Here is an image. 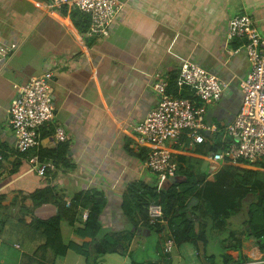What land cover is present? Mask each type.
<instances>
[{"label":"crops","instance_id":"1","mask_svg":"<svg viewBox=\"0 0 264 264\" xmlns=\"http://www.w3.org/2000/svg\"><path fill=\"white\" fill-rule=\"evenodd\" d=\"M51 1L0 0V46H15L0 67V264H223L228 257L230 264H264V236L250 234L249 227L264 188V167L215 164L186 134L167 142L178 168L162 186L197 184L198 195L189 196L185 210L192 220L200 219L193 242L176 243L165 218L159 226L144 221L134 226L122 210L130 184H160L145 166L150 145L137 144L134 136V126L158 104V76L168 79L167 90L174 94L184 88L178 73L185 63L216 75L226 85L206 105L205 120L222 127L232 122L250 64L245 40H227L228 25L236 15H249L264 36V0H123L107 37L88 32L89 15L68 5L53 8ZM45 72L53 73L54 118L41 127L40 145L22 153L8 111L18 93L14 85ZM59 129L64 141L57 138ZM218 138L222 143L223 133ZM61 143L69 149L64 161L69 166L51 156L41 161L47 164L44 176L32 170L30 156ZM38 189L49 200L32 216L27 195ZM94 190L106 198L99 239L121 240L117 251L95 254L92 238L77 232L89 212L80 206L75 214L63 213L56 228L37 224L55 216L59 205L69 206L65 198L72 202L78 192ZM156 233L152 256L147 241ZM169 238L175 244L165 252Z\"/></svg>","mask_w":264,"mask_h":264},{"label":"built area","instance_id":"2","mask_svg":"<svg viewBox=\"0 0 264 264\" xmlns=\"http://www.w3.org/2000/svg\"><path fill=\"white\" fill-rule=\"evenodd\" d=\"M72 6L91 18L88 32L107 37L111 34L117 15L124 9L123 0H52L53 8ZM235 38L245 40L249 59V72L240 82L243 95L242 106L233 121L219 126L205 120V108L208 103L220 98L225 82L207 72L195 63H185L179 70L178 79L183 85L194 89L196 100L181 98L168 92L169 81L160 76L154 84L160 98L155 108L134 126L137 144L150 145L145 166L156 173L160 187L169 177L175 175L178 168L173 158V150L167 145L170 140L178 141L186 134L191 145L206 141L208 135L223 133L222 149L208 152L211 162L224 161L237 163H264V36L257 33L254 20L249 15H236L231 18L227 29V40ZM15 51V46H0V67ZM53 73L32 76L25 84H15L18 93L12 100L8 111L11 125L16 136V147L24 153L40 145L41 127L54 118V97L51 87ZM59 141L65 140L62 129L57 131ZM3 156L0 154V165ZM32 170L44 176L47 164L41 162L39 155L29 157ZM68 203L71 200L65 198ZM151 220L163 221L161 204L149 205ZM88 217L86 212L85 220ZM175 242L169 238L165 243V252L171 250ZM18 246V245H17Z\"/></svg>","mask_w":264,"mask_h":264},{"label":"trees","instance_id":"3","mask_svg":"<svg viewBox=\"0 0 264 264\" xmlns=\"http://www.w3.org/2000/svg\"><path fill=\"white\" fill-rule=\"evenodd\" d=\"M75 11L78 14L81 13L88 15L78 9H75ZM183 87L184 88H182V91L179 93L178 91L175 92V90H173L174 94L181 98H189L193 101L196 100L194 89L188 85H184ZM219 134L220 133L208 135L206 141L202 144H199V147L206 153L214 150H221L223 146L219 141ZM68 152L69 149L67 144L61 143L57 149L45 151L41 149L39 151V158L41 161H43L44 158L53 156L60 161L59 166L62 164L69 166L64 162L66 160L65 156L68 154ZM256 163H261L260 166L264 167L263 162ZM196 186V183L185 185L170 183L166 186L164 185L159 187L158 183L156 182L154 186L149 187L145 186L142 181L134 182L129 185L127 191L123 194V214L125 217H127L129 223L134 226H139L141 221H144L145 225L148 226H159V223L151 221L148 209L149 205L152 203L161 204L164 212V218L168 221V225L171 228V233L175 242L178 244L186 241L193 242V239L196 238L198 221H200V219L197 218L196 220H192V218L187 216L185 210L187 207L186 201L188 200L189 196L198 195ZM45 192L46 190L44 191V189H38L27 195V198L33 202V207H30L27 211L29 214H32V216L36 206L41 205L43 202L49 200L48 197H46ZM260 194L261 196H258V207L252 210L249 222V227H251L250 234L255 235L257 238L264 236V208L260 209V206L264 205V188H262V192ZM105 203L106 198L102 191L94 190L92 192H78L75 194L69 206L59 205V211L55 216L47 221L37 220V224H39V226H44L47 228V230L56 228L63 213L72 212L75 214L77 212L76 209H78L80 206L82 208L88 209L89 212L88 217L84 222L83 228H78L77 232L81 235L90 236L92 238V242H95V254L101 255L104 253L117 251L120 249L121 240H118L114 236H107L102 241L99 239V235L102 230L101 214L104 210ZM180 211L184 212L182 214H178ZM256 224L260 225V228H258ZM201 227L202 225L199 226V228ZM129 241L130 240H127V242ZM231 260L232 258L228 257L223 264H230Z\"/></svg>","mask_w":264,"mask_h":264},{"label":"rangeland","instance_id":"4","mask_svg":"<svg viewBox=\"0 0 264 264\" xmlns=\"http://www.w3.org/2000/svg\"><path fill=\"white\" fill-rule=\"evenodd\" d=\"M158 234L156 233L153 236L148 238L147 241V251L149 254H151L152 256H155V251H156V246H157V242H158ZM138 255H140V251H135L133 253V257L136 259L138 257ZM215 262V261H214ZM213 262V263H214ZM218 262V261H217Z\"/></svg>","mask_w":264,"mask_h":264},{"label":"water","instance_id":"5","mask_svg":"<svg viewBox=\"0 0 264 264\" xmlns=\"http://www.w3.org/2000/svg\"><path fill=\"white\" fill-rule=\"evenodd\" d=\"M170 181H171V179H170Z\"/></svg>","mask_w":264,"mask_h":264}]
</instances>
